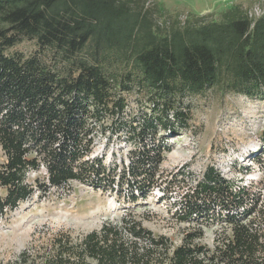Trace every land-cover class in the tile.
<instances>
[{
    "label": "trees",
    "instance_id": "obj_1",
    "mask_svg": "<svg viewBox=\"0 0 264 264\" xmlns=\"http://www.w3.org/2000/svg\"><path fill=\"white\" fill-rule=\"evenodd\" d=\"M147 1L0 0V218L32 196L27 175L41 167L44 187L90 182L94 175L101 182L106 167L90 156L94 135L108 130L127 129L138 144L118 178L132 175L131 200L144 198L159 185L168 149L158 130L177 135L189 127L185 96L218 85L264 96V13L251 18L235 3L218 20L190 14L162 28L154 14L168 11ZM24 40L35 42L32 53L11 50ZM134 90L148 99L141 122L124 118ZM258 201L245 187L232 190L208 166L175 209L180 221L196 223L178 243L125 213L74 243L68 234L56 236L45 264H264ZM213 220L221 224L207 246L202 227Z\"/></svg>",
    "mask_w": 264,
    "mask_h": 264
},
{
    "label": "rangeland",
    "instance_id": "obj_2",
    "mask_svg": "<svg viewBox=\"0 0 264 264\" xmlns=\"http://www.w3.org/2000/svg\"><path fill=\"white\" fill-rule=\"evenodd\" d=\"M155 2L168 11L154 14L162 28L175 19L183 22L190 14L218 20L220 13L235 3L244 10L259 5L264 11V0H148L146 6ZM35 49L33 40H24L11 50L29 55ZM126 100L125 120L141 122L149 114L145 93L131 91ZM185 106L191 116L186 131L171 135L158 130L157 140L164 138L168 149L163 150L158 167L159 185L144 198L131 200L132 175L118 178L119 169L129 163V152L138 147L129 139L127 129L94 135L90 157L100 158L106 167L100 174L101 182L94 175L90 182L71 180L63 187H44V168L30 171L27 181L35 186L32 196L0 218V264H45L55 254L56 236L68 234L74 243L104 222L118 221L125 213L142 220L154 235H165L178 243L184 229L196 223L180 221L175 209L183 208L182 203L202 181L208 166L219 172L232 190L245 187L249 193L258 194L257 207L264 206V96L250 98L224 91L218 85L185 96L181 107ZM3 159L0 149V162ZM244 203L249 205L250 199ZM220 224L213 220L204 225L200 242L211 246Z\"/></svg>",
    "mask_w": 264,
    "mask_h": 264
},
{
    "label": "built area",
    "instance_id": "obj_3",
    "mask_svg": "<svg viewBox=\"0 0 264 264\" xmlns=\"http://www.w3.org/2000/svg\"><path fill=\"white\" fill-rule=\"evenodd\" d=\"M263 13H264V11L261 8V6H259V5L258 6H254L253 8L251 7V8H249L247 10V14L251 18L257 17V16H259V15H261Z\"/></svg>",
    "mask_w": 264,
    "mask_h": 264
}]
</instances>
